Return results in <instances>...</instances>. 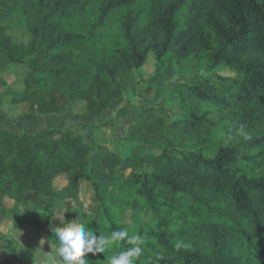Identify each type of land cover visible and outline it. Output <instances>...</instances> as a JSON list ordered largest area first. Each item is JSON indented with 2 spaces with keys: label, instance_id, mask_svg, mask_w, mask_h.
<instances>
[{
  "label": "trees",
  "instance_id": "trees-1",
  "mask_svg": "<svg viewBox=\"0 0 264 264\" xmlns=\"http://www.w3.org/2000/svg\"><path fill=\"white\" fill-rule=\"evenodd\" d=\"M17 24L26 30L20 40L10 32ZM0 53L28 70L21 85L30 113L62 114L83 101L96 120L108 110L127 115L122 103L131 82H147L148 61L153 84L173 62L189 61L190 76L172 88L184 115L159 102L126 133L148 148L127 158L133 171L119 192L121 214L150 234L153 260L133 264H264V0H0ZM207 54L213 61L202 66ZM193 131L201 145L185 142ZM91 150L71 129L1 128L0 212L15 227L38 218L49 237L78 219L93 231L101 219L111 234L129 229L87 171ZM83 182L99 203L91 215ZM120 241L87 253L86 264L134 248Z\"/></svg>",
  "mask_w": 264,
  "mask_h": 264
},
{
  "label": "rangeland",
  "instance_id": "rangeland-1",
  "mask_svg": "<svg viewBox=\"0 0 264 264\" xmlns=\"http://www.w3.org/2000/svg\"><path fill=\"white\" fill-rule=\"evenodd\" d=\"M121 14V11L113 13L110 21L113 23L119 21ZM106 31L108 32V27ZM10 32L18 40L26 34L24 25L19 24L11 27ZM201 58L199 64L209 65L213 61V54H207ZM141 70L147 82L141 85L130 83L127 98L122 103V105L128 104L130 109L122 119L116 116L118 109L106 111L104 117L98 120L95 117L86 116L83 101L76 102L72 108L62 114L38 116L28 111V102L23 96L24 87L21 81L28 70L22 64L10 63L6 56L0 53V126L21 134L35 133L50 127L71 129L81 134L85 142L92 147L87 171L91 170L93 179L99 183L101 196L105 203L111 206L113 216L131 224V227L126 230L128 234L126 239L134 242V247H140L141 258L151 263L153 254L146 247L150 234L144 226L133 224L134 219L129 213L121 214L120 188L131 178L133 171L127 158L135 153L144 154L148 149L128 141L126 133L130 124L139 122L138 117L143 112V108L154 106L159 102L165 106L169 114L184 115L172 88L190 76L192 65L186 59L173 62L160 84L148 82L154 72L153 60L144 64ZM202 72L206 74L204 69ZM223 73L229 74L226 71ZM102 121L106 123L103 124ZM201 134L204 135V132L202 131ZM195 135L196 131H193L183 138L186 143L198 142L201 145L200 138ZM79 197L84 209L91 215L95 205L99 204L93 185L83 182L80 185ZM67 204L70 209L73 203L68 201ZM106 226L105 219L100 220L99 226L94 231L90 223L85 224V227H89L94 233L108 237L111 233L106 230ZM57 245L55 236L49 237L45 233L38 218L26 215L22 224L15 227L11 219L0 212V264H52L53 260L54 264H64L63 260L56 255ZM111 247L121 248L122 243L117 240Z\"/></svg>",
  "mask_w": 264,
  "mask_h": 264
},
{
  "label": "clouds",
  "instance_id": "clouds-1",
  "mask_svg": "<svg viewBox=\"0 0 264 264\" xmlns=\"http://www.w3.org/2000/svg\"><path fill=\"white\" fill-rule=\"evenodd\" d=\"M78 221L79 219L74 220L52 230L58 242L56 255L64 264H86L84 257L87 253H104L107 247H111L115 241L122 240L128 235L126 231L121 230L112 232L108 237H97L89 227L86 228ZM141 252L142 249L137 246L107 257L106 261L107 264H133L134 257H139Z\"/></svg>",
  "mask_w": 264,
  "mask_h": 264
},
{
  "label": "crops",
  "instance_id": "crops-1",
  "mask_svg": "<svg viewBox=\"0 0 264 264\" xmlns=\"http://www.w3.org/2000/svg\"><path fill=\"white\" fill-rule=\"evenodd\" d=\"M1 128H6V127H2V126H0Z\"/></svg>",
  "mask_w": 264,
  "mask_h": 264
}]
</instances>
